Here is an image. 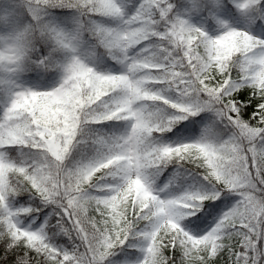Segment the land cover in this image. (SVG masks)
Instances as JSON below:
<instances>
[{"label": "snow or ice", "instance_id": "6c2138e0", "mask_svg": "<svg viewBox=\"0 0 264 264\" xmlns=\"http://www.w3.org/2000/svg\"><path fill=\"white\" fill-rule=\"evenodd\" d=\"M0 264H264V0H0Z\"/></svg>", "mask_w": 264, "mask_h": 264}, {"label": "rangeland", "instance_id": "374dc122", "mask_svg": "<svg viewBox=\"0 0 264 264\" xmlns=\"http://www.w3.org/2000/svg\"><path fill=\"white\" fill-rule=\"evenodd\" d=\"M169 178H170V177H164V178H162V179H159V178H158V183H161V184L166 183L167 180H168Z\"/></svg>", "mask_w": 264, "mask_h": 264}, {"label": "trees", "instance_id": "16d2710c", "mask_svg": "<svg viewBox=\"0 0 264 264\" xmlns=\"http://www.w3.org/2000/svg\"><path fill=\"white\" fill-rule=\"evenodd\" d=\"M169 168L171 169V166H169ZM168 172H171L170 170H165L164 173H162L160 176L167 174ZM172 173V172H171Z\"/></svg>", "mask_w": 264, "mask_h": 264}]
</instances>
